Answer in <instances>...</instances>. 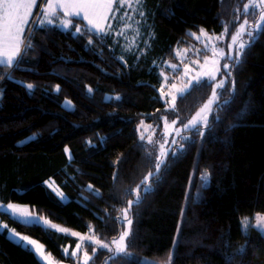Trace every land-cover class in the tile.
I'll return each mask as SVG.
<instances>
[{"label":"trees","instance_id":"obj_1","mask_svg":"<svg viewBox=\"0 0 264 264\" xmlns=\"http://www.w3.org/2000/svg\"><path fill=\"white\" fill-rule=\"evenodd\" d=\"M247 1L142 0L143 34L128 54L113 36L101 40L58 27L33 31L34 47L20 68L0 67V200L28 204L53 223L102 242L117 238L123 229L109 217L121 216L137 185L151 183L145 177L155 171L157 151L140 141L137 129L141 121L159 119L165 107L161 63L176 60L175 47L198 44L191 33L201 28L219 34L228 25L233 33L230 22L235 16L243 20ZM230 71L220 90V102L230 103L210 115L203 137L183 133L196 143L185 145L176 160L169 156L150 194L141 190L142 203L130 215L135 245L126 248L129 256L86 241L82 247L89 255L97 248L89 264H138L142 255L168 264H264V236L254 226L242 229L243 218L264 213V32ZM27 83L34 85L31 94ZM209 93L192 88L183 100L178 97L179 115H191ZM214 115L220 122L212 123ZM50 178L70 199L60 202L51 193L45 183ZM97 190L100 197L93 194ZM0 222L36 239L57 261L74 264L62 249L71 252L78 237L46 234L6 216ZM0 264L40 261L0 234Z\"/></svg>","mask_w":264,"mask_h":264},{"label":"snow or ice","instance_id":"obj_2","mask_svg":"<svg viewBox=\"0 0 264 264\" xmlns=\"http://www.w3.org/2000/svg\"><path fill=\"white\" fill-rule=\"evenodd\" d=\"M37 4L38 0H0V67L8 69L20 68L25 56L34 47L31 34L33 31L44 29L47 32L52 28L58 27L65 31L73 29L74 34L77 35H95L101 40L109 36L120 37L123 35V32L114 30L113 22L118 18H130L129 11L131 10L133 14L136 11L133 7L132 0H41V7L34 15V9L37 8ZM139 14L140 16L144 15L142 11ZM242 14L244 17L242 21L239 16H235L230 22L231 26L234 27V34L230 35L231 42L228 44L229 51L227 55H225L223 48H217L215 45H212L211 58L204 55L203 64H200L199 60L191 62L199 67V71L191 68L189 63H184L182 58L183 72L180 79L185 81L186 78V82L179 88L176 83L170 85V88L175 90L176 93L171 96V101L164 99L170 93H166L163 87H161V99H164L165 104L170 103L171 110L175 113L174 118L171 119V126L179 124L181 127L174 129L175 136L172 138L170 145L167 139L159 144V155L154 160L155 171H150L148 176L145 177V181L151 179V183L142 181L141 184L137 185L135 199H129L127 201L126 207L122 209V215L109 217L113 225L124 229L118 238L114 237L110 242H102L92 235H81V233L75 231L69 233L67 228L58 226L51 220L40 215L35 209L17 203L0 202V217L6 216L13 223L20 224L24 227H39L46 234L59 232L70 234L72 237H78L79 242L76 243L75 248L71 252H69L68 247L62 249V255L65 258H71L74 264H89V261L93 259V256L97 252V248L95 247L92 248V255H89L88 251L83 250L82 245L85 241H88L89 246L97 245L100 249H106L110 253L113 252L110 244H114V255H123V257L127 258L129 253L126 251V248L135 245V235L131 231L133 219L130 218V215H134L132 213L133 207L138 208L142 203L141 190L145 197L150 194L154 190L152 184H158L162 179L161 171L167 170L169 156L172 160H176L185 151V145L191 146L196 143L191 136L182 135V133H192L193 135L203 137L205 130L209 128V115L214 114V111L218 112L230 103V101L220 102L222 92L218 90L225 88L226 80L231 77L230 68L232 65H238L240 63L246 49L255 41L256 36L264 32V0H248L247 3L243 4ZM250 15L257 17L252 23L249 21ZM199 32V37H196L195 33H191V35L196 37L197 40L200 37L206 38L204 44L205 50L209 49V45L213 39L222 41L224 36L229 35L228 25H225L221 35L215 37L210 36L203 28L199 29ZM88 44H92L91 39L88 40ZM233 50L235 52L234 55ZM195 51L197 55L200 54V49H196ZM221 59L225 60L223 73H221L220 68ZM167 67L174 72L178 70L177 64H167ZM193 71H195V75L190 74ZM218 74L221 76L219 80H217ZM160 75L164 77L165 81L168 80V77L164 76L163 71L160 72ZM4 78V76H0V79ZM6 78L13 80L11 73H8ZM16 83L25 86L22 81H16ZM234 83L232 81V91H234ZM201 87L210 89L211 96L200 110L185 122L176 108L177 98L179 97V99L183 100L191 92L192 88ZM26 88L31 94L34 85L27 83ZM88 91L92 92V89H88ZM115 99L119 100L120 97L117 96ZM163 119L166 126L165 133H167L169 120L166 116ZM218 122H220L219 116L214 115L212 123L215 124ZM141 126H143V121H141ZM177 137H179V140H177ZM140 141H144L143 134L140 135ZM148 143H154L151 137L148 138ZM166 145H169L167 150ZM139 147L143 148L144 144L140 143ZM65 152L68 153L69 149L65 148ZM149 160L152 161L151 154H149ZM202 179L204 182L202 186L206 187L208 181L207 174ZM87 187L89 191H92V185H88ZM48 188L60 202L70 199L58 186H55L54 181L48 182ZM93 194L100 197L98 190ZM128 195H132L131 190H129ZM256 221L257 230L264 236V227H261V225H264V215L258 214ZM247 223L245 221L246 225ZM0 234L6 235L10 242L16 246L35 254L40 264H53L51 254H46L44 245L36 239L20 234L14 228H10L7 223H0ZM245 250V248H241L239 254H243ZM81 252L82 256L79 255ZM174 255L175 249L173 248L172 256L169 257V260L174 258ZM228 259L230 260L231 257ZM138 264H154V262L138 261Z\"/></svg>","mask_w":264,"mask_h":264},{"label":"rangeland","instance_id":"obj_3","mask_svg":"<svg viewBox=\"0 0 264 264\" xmlns=\"http://www.w3.org/2000/svg\"><path fill=\"white\" fill-rule=\"evenodd\" d=\"M38 2H39V0H38ZM132 3H133L134 9H136L135 13L133 14L132 11L130 10L129 11L130 18L129 17H124L122 19L118 18L116 21L113 22L114 30L123 32V35L120 36V37L113 36L114 42L117 43V46L119 47L120 52H122L123 54L131 53V51L133 49H135L136 46L139 45V43L141 41L140 40L141 36L143 34V17L145 15V12H144V9H143V6H142V0H138V2H137V0H132ZM40 7H41V5H40ZM38 11H39V9H38ZM141 11L144 13L143 16H140V14H139ZM36 12H37L36 9H34V13L33 14L35 15ZM250 23H252V21H250ZM221 33H219V34L209 33V35L215 37V36L221 35ZM231 34H234V32L232 33L229 30V35L224 36L222 41H217V40L213 39V41L209 45V49L208 50L204 49V44L206 42V38L205 37H200L199 40L196 39V37L200 36V33L196 34V37H194L195 40L198 42V44L193 42L187 48L175 47L174 48V54L176 56V60H174V61L167 60V61H164V62L161 63L163 68L160 69V71H163L164 76H167L168 80L165 81L164 77L161 76V84H160L159 91H160L161 87H163V89H164V91L166 93H170L164 99H166L168 101H171V96L173 94H176L175 90H172L170 88V85L172 83H176L177 87L179 88V87L183 86L184 82H186V78H185V81H182L180 79V76L182 75V72H183V63L181 62L182 58H183V62L184 63H189L191 68L195 69V71H199L200 70L199 67L197 65H195V64H192L191 62L194 61V60H199V63L203 64L204 55H207L209 58H211V55H212L211 54V46L212 45H215L217 48H223V50L225 52V55H227V53L229 51L228 44L231 42L230 41V35ZM196 49H200V54L199 55L196 54V51H195ZM185 50H187V51H185ZM234 54H235V52L233 50V55ZM120 58L124 59V55L120 56ZM224 63H225V60L221 59L220 60L221 73H223V64ZM167 64H177L178 65V70L174 72L172 69L167 67ZM195 71H193L190 74L191 75H195ZM220 78H221V76L218 74L217 80H219ZM218 91H220V90H218ZM210 96H211V90H210V93L207 96V98L203 101V103L191 115L183 118L185 120V122H187V120L190 119L191 116H194L195 113L200 110V108L203 106L204 103L207 102V99ZM164 99H162V100L164 101ZM68 102L69 101L67 100L65 105H67V106L70 105V104H68ZM166 109H167V111H166ZM155 115H156V113H155ZM210 115H209V118H210ZM165 116L168 117V120H169V126L167 128V133H165V127L166 126H165L164 119H163V117H165ZM174 116H175V113L171 110V104L170 103L169 104H165L164 109L159 111V119L155 118L151 122H143V126L140 125L138 127V129H139V131H138L139 138H140V135L143 134L145 144L147 145V147L150 150L153 148V150L157 151V156L159 155V144L161 142H163V140L167 139L168 142H169V145H170V142H171L172 138L175 136V130L174 129L176 127H181V125H179V124H177L175 126H171V119L174 118ZM149 125H151V127H149ZM149 137H151L152 141L154 142L153 144L148 143V138ZM169 145H166V150H167V147ZM152 154L154 155V153H152ZM52 181H54L55 186H58L56 184L55 180L52 179V178L46 180L45 183L48 186V182H52ZM0 202H3V201L0 200ZM8 202H11V201H8ZM8 202H3V203H8ZM11 203H16V202H11ZM17 204H20L22 206L30 207L28 204H24V203H17ZM258 214L259 215H264V213L258 212L256 214H254L253 216L245 217V218L242 219V229H243V231H248L251 226L257 227L256 216ZM245 221L248 222L247 225L245 224ZM0 223H5V222H0ZM57 225L60 226V227L66 228V227H64V226H62L60 224H57ZM261 227H264V225H261ZM67 229L69 230V233L75 231V230H72V229H69V228H67ZM75 232H77V231H75ZM81 235H86L87 236L88 234L81 233ZM92 236H94V235H92ZM94 237H96V236H94ZM30 238H32V237H30ZM78 242H79V238H78ZM104 242H110V241H104ZM110 247H112L113 251L115 252V245L114 244H110ZM126 251H127V249H126ZM46 254H47V252H46ZM81 256H82V252H81ZM51 258L53 260V264H68V263H61V262L57 261L52 255H51ZM138 258L141 261L154 262V264H168L167 261L161 262V261L155 260L153 258H150L148 256H144V255L138 256Z\"/></svg>","mask_w":264,"mask_h":264}]
</instances>
